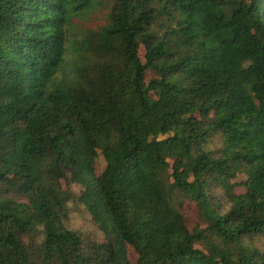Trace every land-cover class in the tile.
I'll return each instance as SVG.
<instances>
[{"label":"trees","instance_id":"1","mask_svg":"<svg viewBox=\"0 0 264 264\" xmlns=\"http://www.w3.org/2000/svg\"><path fill=\"white\" fill-rule=\"evenodd\" d=\"M127 246L264 264V0H0V264Z\"/></svg>","mask_w":264,"mask_h":264},{"label":"rangeland","instance_id":"2","mask_svg":"<svg viewBox=\"0 0 264 264\" xmlns=\"http://www.w3.org/2000/svg\"><path fill=\"white\" fill-rule=\"evenodd\" d=\"M94 23L95 22L93 20H91L87 24L92 26V25H94ZM143 53H144L143 50H140L139 55H140V58H141L142 61H143ZM150 77L157 78L158 75H156L155 73H152L150 75ZM159 138H161V136ZM104 166H105L104 160L99 155V157L97 158L96 163H95V168H94L95 174L99 175L102 172V170L104 169ZM243 179L244 178L242 176H237L234 179V182L237 183V182L242 181ZM243 192H244L243 188L238 187V188L235 189L234 194H242ZM127 252H128V260H129L130 264H144L138 259L137 254L134 252V250L131 247L127 246Z\"/></svg>","mask_w":264,"mask_h":264}]
</instances>
